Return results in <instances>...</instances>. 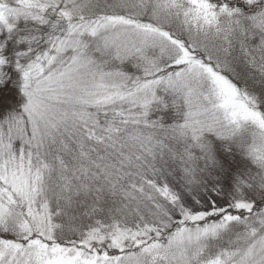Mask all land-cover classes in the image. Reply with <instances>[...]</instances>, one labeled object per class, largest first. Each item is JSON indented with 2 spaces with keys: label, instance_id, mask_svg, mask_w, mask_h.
Here are the masks:
<instances>
[{
  "label": "snow or ice",
  "instance_id": "1",
  "mask_svg": "<svg viewBox=\"0 0 264 264\" xmlns=\"http://www.w3.org/2000/svg\"><path fill=\"white\" fill-rule=\"evenodd\" d=\"M0 264H264V0H0Z\"/></svg>",
  "mask_w": 264,
  "mask_h": 264
}]
</instances>
